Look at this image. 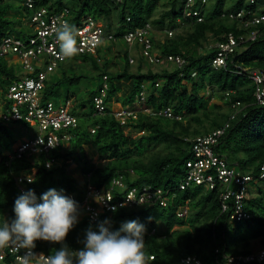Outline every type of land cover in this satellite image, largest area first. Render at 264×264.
<instances>
[{
	"label": "trees",
	"instance_id": "trees-1",
	"mask_svg": "<svg viewBox=\"0 0 264 264\" xmlns=\"http://www.w3.org/2000/svg\"><path fill=\"white\" fill-rule=\"evenodd\" d=\"M161 1L75 0L73 5L64 0L34 1V10L47 8L53 13L68 10V20L76 28L82 19L92 18L102 24L105 35H111L112 39L107 41L110 45L106 49H97L98 57L88 54L68 58L58 63L57 67L62 68V72L56 80H51L48 75L43 91L44 100H53L64 89L79 85L87 77L84 73L76 75V72L70 75V70L74 71L79 61L89 63L92 69L100 71L98 77L101 84L88 94L86 100L77 104V108L89 111L81 114V117H86L85 123L79 119L78 127L70 130V151L62 152L58 148L38 159L34 156L15 159L9 166H6L7 158L0 161V225L6 220L11 222L15 219L14 203L21 195L15 177L30 176L34 182L26 183L25 186L27 191L35 192L38 202H42L40 197L50 189L58 192L63 190V195L68 197L70 194L75 195L80 210L79 221L66 238L67 245L73 250L83 247L81 241L85 239V231L89 226L98 231V225L105 220L111 222L113 231L119 230L126 221L136 220L144 224L146 256L154 255L160 264H181V259L188 255L198 256L204 264H215L224 254L250 255L255 240H260L261 248H264V181L260 185L248 183L250 198L244 200V208L250 218L241 221L230 220L232 209L222 212L219 198L224 187L219 184L214 189L194 184L180 189L187 174L186 163L194 158L193 141L224 128V133L212 145L214 153L226 158L228 164L235 166L242 174L255 178L260 176V168L264 165V105H260L254 96L256 84L250 73L259 71L264 74V24L245 27L243 21L232 20L229 15L241 10L259 12V4L264 6V0L256 4L245 0L232 3L229 0H206V3L194 0L190 8L199 14L193 17L186 15L189 10L187 0ZM178 3L181 5L179 10ZM160 6L169 8L154 19ZM31 14L24 6V0H0V42L12 36L28 44L34 37V29L30 26ZM146 26L149 27L145 38L150 40L153 54L162 59L180 56L187 61V65L179 69L169 62L150 64L141 53L144 44L136 40L131 45L125 38L129 33ZM155 28L161 32L157 34ZM176 30L181 32L175 35ZM257 30L256 38L249 40ZM169 31L174 32L173 36H168ZM229 35H234L238 43L243 36L244 41L236 46L226 67L215 68L212 61L220 51L216 49V44L227 42ZM210 40L214 43L213 47L205 48ZM116 45L121 47L119 59L122 63H119V70L110 72L107 54ZM101 55L104 59L102 65ZM134 58L136 69L132 70L130 60ZM155 67L160 70L157 71ZM20 73L19 67L10 65L5 58L0 57V90L6 93L7 87L19 79ZM193 73L197 75L193 77ZM121 82H130L131 92L119 97L117 94L121 90L118 84ZM104 84L108 85L104 99L106 108L99 114L94 99L99 96ZM187 84L191 85L190 92ZM208 88L212 89L216 97L223 99L228 107L234 101L242 103V111L235 120H230V108L228 113L210 116L209 101L214 94L208 98L199 94ZM143 89L148 94L146 105L153 113L171 108L182 120L139 113L136 120L122 124L111 108L113 103L124 107L131 105ZM74 98L75 95L67 91L62 103ZM213 108L220 109L217 105ZM207 120L209 126L205 125ZM86 121L89 123L86 124ZM14 124L31 127L23 121L4 123L0 118L2 157L6 152H12L16 143L10 129V125ZM128 128L135 134H145L133 137L126 134ZM86 145L95 148L99 159L106 160L105 164L92 163L88 159ZM158 146L163 147V153H149ZM48 159L62 160L63 164L59 166L56 163L48 169L45 166ZM71 162L80 167L85 177L84 183L78 182L69 171ZM210 173L214 174L216 170ZM119 178H122L125 187L113 190L116 201L132 188L142 193L150 187L152 191L163 192L166 204L158 200L146 201L143 206L136 204L122 207L104 212L97 223H92L82 213L83 190L89 184L97 187L106 185L108 190L113 180ZM232 188L236 189L234 186ZM253 188L256 192H253ZM185 209L186 216L180 217L178 214ZM152 230L155 233L150 235ZM59 247L37 241L35 250L53 254ZM216 249H219V254L215 253Z\"/></svg>",
	"mask_w": 264,
	"mask_h": 264
},
{
	"label": "built area",
	"instance_id": "built-area-1",
	"mask_svg": "<svg viewBox=\"0 0 264 264\" xmlns=\"http://www.w3.org/2000/svg\"><path fill=\"white\" fill-rule=\"evenodd\" d=\"M35 0H24V6L31 12L30 26L34 29L33 35L29 43L23 42L12 36L3 38L0 42V57L5 58L10 65L20 68L21 73L17 81L7 87L6 93L0 90V118L4 123L26 122L32 127H37V132L31 137H26L13 146L12 152L6 154V166H9L15 159L24 157H36L41 155L47 156L53 150L65 148V144L72 138L70 129L78 126V117L75 114V103L68 100L65 103H57L54 100H44L43 91L45 82L49 79L50 72H54L57 65L61 61L68 58H59V42L56 40L54 32L55 27L61 22L68 20V10L61 13H53L47 8L34 10ZM251 4H256L262 0H245ZM206 3V0H203ZM194 0H187L186 6L189 8L186 15L188 17L197 16L199 13L190 7L194 5ZM259 12L241 10L237 14H230L232 20H241L245 27H254L264 24V6L259 4ZM248 17V18H246ZM199 21H202L199 18ZM146 28L140 29L135 33H129L125 38L133 45L136 40L144 44L142 55L150 64H164L166 62L175 64L179 69L187 65V61L180 56L168 57L162 59L159 55L151 52V43L145 36L148 33ZM77 29V46L79 53L76 56L93 55L97 57V49L104 46L112 36H106L103 26L100 22L94 21L92 18H84L81 20ZM259 30L253 32L249 40H254ZM168 36H173V31L167 32ZM242 43L244 37L241 36ZM238 40L234 35H229L225 43L216 44V49H220L217 56L213 59L215 68L226 67L230 55L236 50ZM102 45V46H101ZM133 64L134 60L131 59ZM197 73H193V77ZM251 79L256 84L254 96L260 105H264V74L259 71L250 73ZM107 77H105L106 79ZM107 85L104 84L99 96L95 97V109L97 113L102 114L106 108L104 99L106 97ZM3 94V96L1 95ZM142 100L145 99V93H141ZM241 103L231 102L233 113L230 120H235ZM144 113L155 114L167 118H175L171 109L161 110L153 113L149 107L143 108ZM116 118L124 125L131 119H136L135 112L122 109L114 112ZM181 119L180 117H176ZM227 127V126H226ZM224 129L214 131L208 135L198 137L193 141L194 158L186 163L187 174L185 180L181 183L180 189L194 185H204L207 189H214L217 184L224 187L221 192L222 211L227 212L232 209L230 220H246L250 218V214L245 211L244 200L247 197V185L252 179L250 176L238 174L235 168L229 167L227 161L219 155H216L212 149L219 136L224 133ZM62 132V133H61ZM61 133V134H59ZM53 145V146H52ZM61 166L62 160L48 159L46 160V168H52L55 164ZM213 169L216 173H210ZM264 170V166L262 167ZM31 177L17 176L15 182L18 189L23 194L26 192L25 183ZM264 179V173L262 175ZM235 186L236 189H232ZM124 188L122 178L113 180L110 189L107 187H96L88 185L83 190V198L81 201L82 208L86 217L92 222L97 223L101 215L107 211L117 210L122 207H131L137 203L154 200L160 195V192L152 191L151 188H145L142 193L137 194L136 189H132L126 196L121 197L118 201L114 198L113 190L116 188ZM69 198L76 202V197L71 194ZM183 216L184 213L179 214ZM23 250L16 251L12 247L0 249V264H18V256L22 255ZM39 254L34 260V264H44L46 258L52 254L43 251H36ZM219 254V249H216ZM147 264H160L156 261L154 255L147 256ZM264 262V250L258 254L250 255H227L217 259L215 264H255ZM181 264H204L203 261L195 256L188 255L181 259Z\"/></svg>",
	"mask_w": 264,
	"mask_h": 264
},
{
	"label": "clouds",
	"instance_id": "clouds-1",
	"mask_svg": "<svg viewBox=\"0 0 264 264\" xmlns=\"http://www.w3.org/2000/svg\"><path fill=\"white\" fill-rule=\"evenodd\" d=\"M54 35L56 40L59 42L58 55L60 59L72 58L79 53V48L77 46V29L74 24L70 23L67 20L61 22L58 26L55 27ZM143 92L145 93L144 100H142L141 98V93ZM147 98L148 94L143 89L136 96L133 104L125 107L122 106V104H119L120 107L118 109H127L128 111L135 112L138 117L139 113H144L143 108L148 107L146 105ZM229 107L230 110H232V112L230 113L231 117V114L233 113L231 103ZM166 109L168 108L162 110ZM241 111L242 103L238 110V114ZM75 114L78 117L79 124V118L81 117V113L78 114V108L76 103ZM174 116L175 118L169 119L182 120L181 116H177L175 114ZM176 117H180L181 119H177ZM136 119L131 120L133 121ZM35 133L36 132H34L32 135H34ZM92 133H94V130H92ZM130 133H132L131 129L128 128L126 130V134ZM144 134L145 132L136 133L137 136H141ZM18 142L19 141H16L14 145H16ZM86 147L88 146L86 145L85 148ZM59 149L62 152L70 151L71 146L68 142L65 144V148ZM7 153L9 152H6V154ZM6 154L3 157L0 156L1 161L6 158ZM224 159L227 161L226 158ZM100 162L101 160H98V164H100ZM71 164L74 163L71 162L70 165ZM263 166L264 165H262L260 168L261 172L259 178H255L252 175H247L252 178L249 183L254 182L257 185L262 184V182L264 181V179H262V175L264 173V170H262ZM229 167L235 168L238 174L244 175L241 172H238L235 166L229 165ZM131 173L133 174V172ZM28 182L33 183L34 181L32 179H29ZM89 185L95 186L93 184ZM105 186L106 185H104L103 187ZM248 186L246 193L247 197L245 198V200L250 198ZM131 190H129V192ZM156 192H160V195L155 197L154 200L150 201L157 202L158 200H160L162 204H166V201H164L163 198V192L161 190H156ZM137 194H140L138 190ZM219 199L221 203V198ZM40 200H42V202H38V198L33 190L27 191L26 189V192L23 194L21 193V195L18 196V198L15 200L13 209L15 213V219H13L11 222H8L6 220L2 225H0V249L12 247L18 252L23 250L22 255L18 256L17 258L18 264H34V260L39 255L35 252L37 241H45L54 245H60L58 249H55L52 255L46 258L44 264H147L148 257L145 253L146 228L144 224L136 220L126 221L121 224L119 230L113 231L110 227L111 222L105 220L98 225V231L93 230V228L89 226L85 231V239L81 241L83 247L79 250H73L67 245L66 238L69 233L75 228L79 221L80 210L78 204L73 199L69 198L66 195H63V190L58 192L55 189H50L44 194H42ZM137 204L143 206V203ZM113 211H115V209H113ZM82 213L85 215L83 208ZM181 213H184V215L180 216L179 214ZM179 214L178 215L180 217H185L187 214V210H181ZM154 233L155 230H152L150 235Z\"/></svg>",
	"mask_w": 264,
	"mask_h": 264
},
{
	"label": "rangeland",
	"instance_id": "rangeland-1",
	"mask_svg": "<svg viewBox=\"0 0 264 264\" xmlns=\"http://www.w3.org/2000/svg\"><path fill=\"white\" fill-rule=\"evenodd\" d=\"M233 1L235 0H229V3H232ZM65 3L69 4V5H73L75 3V0H64ZM167 2V0H162L161 3H165ZM166 8H169V7H163V6H160L157 10V12L154 14V19H157L159 18L160 14L163 13ZM181 8V5L180 3L177 4V10H179ZM155 30H157V34L161 32V30L155 28ZM175 31V30H174ZM181 32V30H176L175 32V35L177 33ZM110 45V43H105L104 46H102V49L104 50V48L108 47ZM214 43L212 40H210L209 44H206L205 45V48L208 47H213ZM105 48V49H106ZM121 50V47L116 45V46H112V52L108 53L107 54V58L110 60V72H114L116 70H119L120 68V65L119 63H122L120 61V53L119 51ZM135 54V53H134ZM104 55V53L102 54ZM102 55L101 57V60H100V65H102V63L104 62V59L102 58ZM133 56V54H132ZM134 57V56H133ZM134 60V63L132 64V70H135L136 69V60L135 58L133 59ZM62 65V64H61ZM60 65V66H61ZM77 66L76 69L73 71V70H70V75H74V73L76 75H79V74H82L84 73L85 75H87L86 78H84L81 83L79 85H74V86H70L69 88H66L64 89L60 96H57L55 97L53 100L54 101H57L58 103L60 102H64L65 101V98H66V93L67 91H69L70 93L74 94L75 95V98L73 99V101L78 104L80 103L81 101L83 100H86L88 98V94L90 92H92L93 90H95L100 84H101V79H99L98 75L100 74V71H95L94 69L91 68V64L89 63H81V61L77 62ZM69 68V67H67ZM156 70H160V69H157V67H155ZM154 68V69H155ZM70 69V68H69ZM62 72V68H56L54 72H50L49 73V77L51 80H56L60 74ZM119 88H120V93L117 94V96H126L128 95L130 92H131V84L130 82H121L118 84ZM187 89L188 91L190 92L191 91V85L190 84H187ZM200 96H204L205 98H208L209 96L213 95V98L209 101V110L211 112V117H214V116H218L220 114H225V113H228V111L230 112L228 105L224 104L223 102V99L221 98H218L215 96V93L212 91L211 88H208L206 91H202L199 93ZM3 96V94H1ZM214 105H217L219 106L220 109L216 110L213 108ZM120 105L118 103H113V106L111 107L112 109H114L115 111H118ZM87 111H89L88 109H81L80 107H78V114H85ZM86 118V117H85ZM85 118L84 117H81L79 119H82L83 122L85 123ZM89 123V121H86V124ZM210 122L207 120L205 121V125L206 126H209ZM11 126V131H12V136L14 137V139L16 141H20L26 137H30L34 132H37V127H25L23 125H10ZM193 126H196L195 124H193ZM130 135H132L133 137H136L137 135L135 133H130ZM162 146H158L155 150H152L150 151L149 153L151 154H154L155 152H161L163 153L164 150H162ZM91 158V161L93 162H98V159H95L94 156H90ZM106 160L105 161H101L100 163L101 164H105ZM76 167H71L69 168L70 170H73V173H74V176L77 177L78 174V170L75 169ZM77 172H76V171ZM238 172H240L238 170ZM77 178H80L79 176ZM253 192H256V189L253 188ZM256 193H254L255 195ZM253 195V196H254ZM260 240H255L253 241V248H252V253L251 254H258L260 253V251H262L264 248H261V245H260Z\"/></svg>",
	"mask_w": 264,
	"mask_h": 264
},
{
	"label": "crops",
	"instance_id": "crops-1",
	"mask_svg": "<svg viewBox=\"0 0 264 264\" xmlns=\"http://www.w3.org/2000/svg\"><path fill=\"white\" fill-rule=\"evenodd\" d=\"M86 151H87L88 159L91 160L90 156H94L95 159L100 160V159H99V154H98V152L96 151L95 148H93V147H91V146H88V147H86ZM0 161H1V158H0ZM91 162H92V163H95V164H98L97 161H96V162L91 161ZM71 167H76L75 169L78 170V174H79V175H77V177L79 176L80 178H77V177L74 176L73 170H70V169H69V168H71ZM68 169H69V171L73 174V176L77 179L78 182H80V183H84V182H85V177L83 176L82 171H81V169H80L78 166H76V165H74V164H71V165L68 166ZM75 171H76V170H75ZM76 172H77V171H76Z\"/></svg>",
	"mask_w": 264,
	"mask_h": 264
}]
</instances>
